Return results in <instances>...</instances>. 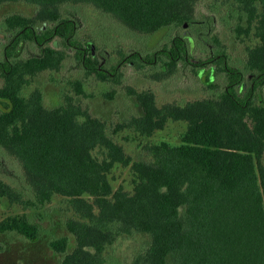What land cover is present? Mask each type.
<instances>
[{"label":"trees","instance_id":"obj_1","mask_svg":"<svg viewBox=\"0 0 264 264\" xmlns=\"http://www.w3.org/2000/svg\"><path fill=\"white\" fill-rule=\"evenodd\" d=\"M8 2L34 11L8 14L0 40V155L14 161L0 175V197L35 210L68 201L70 234L50 242L61 264H106L108 249L136 233L148 239L131 264H264V0H0V7ZM83 5L145 35L174 30L162 47L130 48L120 60L162 80L188 67L209 94L161 105L152 89L130 87L142 113L115 126L74 95L48 106L32 84L72 54L89 74L123 82L109 39L81 36L75 9ZM224 7L240 15L239 31L256 38L243 62L215 31ZM28 44L39 50L26 54ZM72 84L84 93L82 81ZM172 121L187 123L180 139L148 142L138 159L116 138L123 129L151 137ZM118 165L131 167L130 185H116ZM44 229L38 213L0 221V232L30 241Z\"/></svg>","mask_w":264,"mask_h":264},{"label":"rangeland","instance_id":"obj_2","mask_svg":"<svg viewBox=\"0 0 264 264\" xmlns=\"http://www.w3.org/2000/svg\"><path fill=\"white\" fill-rule=\"evenodd\" d=\"M77 10V18L80 22L81 36L97 37L103 43L109 39L108 46L112 51V63L116 64L123 74V82L114 84L104 82L95 75L86 71L82 61L74 54L65 61L60 71H45L36 76L33 86L39 85L45 94V103L48 106H57L66 95H74L84 105L90 107L92 112L106 119L115 126L132 115L142 113V107L136 97L131 95L130 87L136 89L148 88L155 91L159 103L186 102L209 94V88L203 79L188 67H182L176 74L167 79H156L141 73L132 63L120 60V53L130 48L154 50L169 41L174 30L165 28L152 35L133 31L122 25L115 18L105 14L100 9L83 5ZM15 11L30 13L33 7L26 2H8L0 7V40L6 38L8 32L5 25V17ZM81 13L85 14L87 18ZM219 18L215 31L229 50L234 61L243 62L246 46L256 42L254 34L246 36L239 31L240 15L230 7L219 9ZM100 42V43H101ZM30 45V46H29ZM101 45V44H100ZM162 47V46H161ZM38 46L27 45V53L37 52ZM1 55V52H0ZM80 80L84 85V93L78 92L72 82ZM116 88V94L111 97V91ZM187 123L184 121H172L169 125L155 135L147 137L130 129H123L116 138L125 146L126 150L134 159L140 158L142 146L148 142L161 139L176 142L186 131ZM14 161L0 155V175L5 167L10 171ZM116 185H130L132 171L130 166L118 165L112 174ZM44 215V233L38 241H30L15 232H0V244L5 249L0 251L1 264H61V256L50 246L53 237L70 234L65 221L75 212L69 206L65 198L57 197L42 209L25 208L21 204L11 203L8 199L0 197V221L10 214ZM74 238V237H73ZM148 236L134 234L125 239H120L107 251L108 262L106 264H131L133 253L137 245L145 242ZM75 242L71 243L69 251L74 248Z\"/></svg>","mask_w":264,"mask_h":264},{"label":"water","instance_id":"obj_3","mask_svg":"<svg viewBox=\"0 0 264 264\" xmlns=\"http://www.w3.org/2000/svg\"><path fill=\"white\" fill-rule=\"evenodd\" d=\"M186 25H188V24L186 23Z\"/></svg>","mask_w":264,"mask_h":264}]
</instances>
